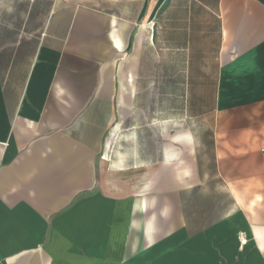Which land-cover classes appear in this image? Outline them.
I'll list each match as a JSON object with an SVG mask.
<instances>
[{
	"label": "crops",
	"instance_id": "obj_1",
	"mask_svg": "<svg viewBox=\"0 0 264 264\" xmlns=\"http://www.w3.org/2000/svg\"><path fill=\"white\" fill-rule=\"evenodd\" d=\"M0 264H264V0H0Z\"/></svg>",
	"mask_w": 264,
	"mask_h": 264
},
{
	"label": "rangeland",
	"instance_id": "obj_2",
	"mask_svg": "<svg viewBox=\"0 0 264 264\" xmlns=\"http://www.w3.org/2000/svg\"><path fill=\"white\" fill-rule=\"evenodd\" d=\"M154 76L142 75L139 77L138 83L135 87L129 86L126 91V99L130 100L133 107L126 108L125 114L128 117V121H134L136 126L147 134L150 127V123L153 122L154 117L163 118L167 116H174L175 118H182V116H189L197 114L198 109L194 108L193 100L196 98L193 92L182 90L181 77L175 78L178 80V84L171 83V79H167L165 76H158L157 83L155 84ZM114 99L117 98V92L114 93ZM211 93H206V103H210ZM122 110L121 114L119 111ZM124 109L114 108L115 121L111 126L110 133L113 134V139L110 142L108 154H110L109 160L113 162L119 161L120 149L129 148L128 135L123 133V129L118 130V116L123 115ZM160 121V120H159ZM158 130H163L161 125H158ZM175 129V128H174ZM177 130V129H175ZM128 134V133H127ZM121 139H126L125 145L121 142ZM120 148V149H119Z\"/></svg>",
	"mask_w": 264,
	"mask_h": 264
}]
</instances>
